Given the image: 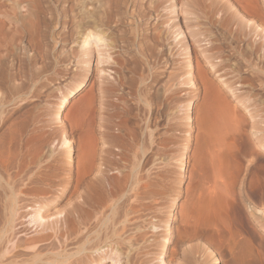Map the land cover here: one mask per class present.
I'll use <instances>...</instances> for the list:
<instances>
[{
  "label": "bare ground",
  "instance_id": "obj_1",
  "mask_svg": "<svg viewBox=\"0 0 264 264\" xmlns=\"http://www.w3.org/2000/svg\"><path fill=\"white\" fill-rule=\"evenodd\" d=\"M1 1L2 0H0V2ZM176 1L177 0H156L155 2H153L152 5H154L153 7L155 10L157 8H159V6L161 4L163 5V3H164L163 6H165V3H166L167 7L168 8L170 7L169 8L170 10L168 12H166L167 14H162V13H161V15L158 14V18H157L158 20L156 21L157 25L156 26L154 25L155 27H153V33L150 34V33H148L149 31L142 32V30L139 29L140 25L138 26V22L137 23L135 22V23H133V29H131L132 31H129L130 33L125 32L126 34L120 36L119 40L121 42H123V44H125V47H123V50H122L123 53L127 54V53H129V50L136 52V56L135 57L133 56L132 60L130 59L135 66L134 67L132 65L133 68L130 67V69L131 70L135 69L136 72L130 74V76L127 77V76L122 75V71L124 70L125 64L127 62L124 64V62H122V60L116 59V54L114 51L115 46L111 45L113 42L111 43V41H110V44H109V42L106 40L109 37V35H106V32H107V30H109L108 28H110V26H113L112 23H115L116 19H118V18L120 19V17L123 14V10L126 9V4H127L128 0H76V2H77L76 6L78 4L77 9L79 8V10H78L79 16H78V14H76L77 15L76 16L77 22L74 21V24H75L74 26H76L80 32V35L78 36V37H80V39L78 42H79V45L81 44L80 45L81 50H80L79 55H77L78 56L77 59L75 57L72 59L78 60V66H80L79 67L80 69H78V70L79 71L81 70L80 72L82 74L81 75L82 77H80V79L82 78V81H81L77 91H79L83 88L84 78L86 77L87 73L89 72L90 65L93 61H95V63H96V71H97L98 77H97V82H96V88L94 90L95 92L91 93V96L89 97V99H87L88 97L86 98L87 99L86 102L83 98L85 103H83L82 105L76 106L77 109L75 110V113L73 114L74 117H71V116L69 117V114L67 116H65L64 120H61V118L59 117L60 111L66 106V104L69 101L68 97H64L62 99L60 106H59L58 114L55 116L56 117L55 120L57 123L60 122L61 125H59L60 127L58 129L60 131L56 130L58 132L55 131L56 132L55 134H57V133L59 134V132H61V134H59V136L61 135V138L59 137L60 140L58 141L59 142L58 146H60V148L66 149L65 158L63 160L59 156H58L59 157L58 160H56L57 158L56 159L52 158V156L54 154V151L53 152L51 151V149L53 150L52 146H51L49 152H52L53 154H45V155L39 156L40 154H42L41 152L44 150L45 146L50 141V140L47 141L46 138L49 139L51 137V134H50L49 138L46 137L47 136V134H46L47 131H46V133H45L46 136H44V137H46L45 139L42 138L40 135L39 139L41 141L39 140L40 141L39 142L36 140L37 142H39V144L37 142H36L37 144H35L34 141L32 143L31 138H34V136L32 137L33 133H36V131L39 132L42 129H44L43 125H40V126L38 125L36 127V125L38 124L37 123L36 125H33V127H30V130L26 131V128H25V126H23V124L22 125H16L12 122L13 116L15 115L14 110L17 109L16 110V114H17L20 110H22V108L24 106L21 104V106H19V108L18 107L16 108L14 106H13V108H8V106L11 105L12 102L14 105V102H16L14 100L17 99L16 95L20 94L19 91H20L21 87L23 85H25L24 82H22L21 85L16 84V79L20 76L19 74H21L22 70L25 69L28 72V78L26 79V81H28V86L27 87L23 86L22 89H28L29 92L31 93L32 92L31 89H33V88H31V86H33V85H31V82H33V79L36 78V77H34V75L35 76H36V74H37V76H39V75H38V71L36 72V69H35V71H33L34 70V64L33 63L35 62V59H36L35 58L36 52H34L33 47L31 45H29V43H27L29 40H27V42H26L27 44L25 43L26 45H22V48L18 49V47H17L18 46L17 44L23 43L22 39H21L22 42L19 41L17 43L18 39H20L19 37H17V35L19 32H23V29L22 30L19 29L20 31L18 32V30L16 31L15 29L8 27L9 26V24L7 25L8 21L6 22L5 20L0 19V42H1V40H4L5 42L3 41V44L5 43L7 46V49H5L6 48V46H4L5 44L4 45L2 44L5 47L4 49L6 50V52L4 50H3L5 52L4 54H2L0 52V239H5L4 236H7V235H8V237L11 238L15 234V232L17 231V230L14 231L15 223L18 222V220L16 222L17 212H19L23 207L19 203H23L22 205H24L26 200H24L23 197L25 196L26 192L29 193L30 191L34 190V192H35L34 195H36L37 194L36 191H45L46 192L47 188L53 189L54 190V191H52L53 193H55L59 189H62L60 191H62L63 193L66 194L65 198H64L65 199V210L63 211L64 215L62 217L61 216L62 213L58 214L59 216H61V220H60V222H59V219L56 221H57L58 225L60 223V227L58 228V225H57V227H55L54 225L53 226L55 228L59 229L58 231L61 232V238L62 239L60 238L61 239L60 241H61V244H62L61 246H62L63 251H64L63 257L62 256L61 257L64 259L65 264H103L106 260H110L112 262V264H173V262L175 263V261H174L176 259L175 257H177V255L179 254V251L181 250L183 244L181 245L179 242H177L176 247L174 249L172 248V250L171 249L169 250V247L167 246L171 242V240H169V236H170L169 232L171 230L168 227L169 220L166 219L167 220L166 225H160V224H157V223L151 221L152 220L150 218L151 214L148 211L149 210L148 206L150 203L147 204L148 198H149V194H148L147 190L149 189L148 187L150 186V185L149 186L147 185V180L149 181L151 174H149L150 172L148 173L149 175L147 173H144V171H142V169H140L139 162L136 160V158L139 159L141 156H143V154L146 151L145 150L146 147H148V146H146V147L144 146V142L145 143L148 141L150 142L151 137H153V134L150 133V131L148 130L150 124L154 122V120H153V122H151L152 117L151 116L149 117V114H148L149 111H151L149 105H151L150 102L152 103L154 98L158 97L159 93H161L158 90L159 89L158 84H159L161 78H163V75L167 71L166 72L164 71L165 72L164 73V72H161V70H157V68L159 67V61L157 60L158 62L157 61L155 62L153 60V56L155 58L158 57V56L154 55L155 53L153 54V56L152 55L150 56V59L152 58V61L155 62L154 65L152 64L154 67L153 66L152 67L156 70L154 71L153 68L151 67V64H150L151 61H149L148 56H147V54H149L148 53L149 51L147 49L148 52H145L144 47L147 48L150 44H153V43H150V41H149L148 46H145V44H144V47H143V45H140V43L138 41H141V43L143 44L144 43L143 39L151 37V42H154V44H153V46L150 45V47H151L150 51H151V53H153V50H156L157 45H158L157 50L159 49V45L161 46V44L165 47V44H167V42H164V40L168 41L169 38L170 39L172 38V40H171L172 44L166 45V50H162V48H161V50H162L161 51L159 49L161 51V53L159 52L160 57L161 56H163V57L167 56V58H165L166 60H164V59H162V61L160 60L161 62L164 63L165 70L167 69L168 64H170L173 60L175 61V59H178V56H181V54L183 52H185L187 54V62H185L186 64L185 65L183 64V66H182V68H184V71L181 68H180L181 70L179 69L181 74L183 72V77H184V79H182V80H184L183 85L185 87L190 86V88L191 87L195 88V85H196L195 82H197L196 81L197 79H195L196 75H198V74L202 75L200 77L203 79H200V77H198L200 79V81L203 80L201 83H203V85L205 87L204 88L203 104H202L203 116L201 119V125H202L201 129H202V134H203L204 140L209 142V144H210V142L212 144V145H210V146H212V149L209 150V148H208L209 152L211 151V153H209V152L208 153L210 154L209 156H211L210 157L211 158L210 160L212 162L211 164L215 168L211 164L210 165H211V167H213L212 168L213 171L215 169L217 174L215 173L214 175H216V176H218L219 175L218 173H220L221 171L224 172V169H223L224 166L222 165V164H224V161L221 165L219 164V162L217 163L219 157L221 156V155L219 156V154L221 153L220 151H222L224 149V148H222V145L224 143V142H222V139H223V137H225L229 133L228 131L230 130L231 125H232V127L236 126V124L238 125L237 121L234 122V118L236 115L233 114V112H235V110H233L231 113L232 109L227 105L225 97L222 95L224 93L221 94V91H219L215 87V85H211L212 83L209 82V80L207 79V76H208L207 73H205V72L202 73L203 71H200V69L197 70L199 68V66L196 69L197 72L194 69V66H193L194 58L192 55V51H190L188 44L185 42L186 41V39L184 37L185 36V32H184L185 29H184V31H182L183 28L180 27L182 25V23H180L178 17L176 16V13H175ZM190 1L191 0H188L186 2L189 3ZM196 1H197V3H195L194 0H192L191 2H193V4H195V5H197V7H199V12H200V10L205 11L207 9L208 10V12H207L208 16H206L205 14L204 15L206 17H211V18H212V16L214 17V16L218 15V14H216V12L218 11L217 9H220L219 7L221 5H222V8H223V6L228 5V8L230 9V11L228 12L227 11L228 9H226V7H225L224 11L226 10L227 12L225 11L226 13H223V11H222V13L225 14L223 16H224V21H226V24L228 26V30L231 29L230 26L232 27V25L234 26L236 24V26H235L236 29L234 28V31H235L234 33L236 34L235 35L236 39H233V40L238 39L240 42V38H242V40H244L243 38L245 36L247 38L250 37V39H251V36H254V34L257 33V30H259V27L257 25L254 26L256 24L255 20H254L255 24L253 25L254 21H250L251 19L247 21L245 18L244 19L246 21L244 19H242V20H244V22H246V25L250 24V25H248L250 28H249V30L245 29L244 27L242 28V25L245 26L246 28H248V27L246 25L242 24L243 21L240 20L239 15H241L240 14V10H241L240 8L241 7H242V10L246 14H252V13L258 14L260 16V19H262V22H260V23L264 25V18H262L264 16H263V13L260 12L261 10L259 9V12L262 13L260 15L258 13V11L257 12L254 11V9H252V7H251V4L253 3L254 0H230V1H233L235 3L240 4V7L237 6V7H239L238 9H240L239 11L237 10L239 13L232 8L233 5H235L233 2L231 3V5L233 4L232 6L230 5V3H228L229 0L226 2H223V4H221L222 2L220 0H196ZM36 2H35V4H36ZM67 2H69V1H67ZM74 2H75V0H74ZM190 3H189V6L192 5ZM225 3H228V4H225ZM74 4H73V6H74ZM0 6H1V4H0ZM16 6H18V5H16ZM76 6H75V8H76ZM14 7L15 6H13L12 8H14ZM19 7H22V6L19 5ZM171 7H172V9H171ZM197 7H196V10H197ZM26 8H29V7H26ZM164 8L165 7H163V9ZM69 9H70V7H69ZM77 9H76V12H77ZM150 9H152V8L150 7ZM159 9H162V8L160 7ZM159 9H157V10H159ZM16 10L18 11L19 9H16ZM29 10H30L29 13L31 15L32 10L31 9H29ZM231 10H233L234 12ZM17 11H15L16 12L15 16H17V14H18ZM140 11H141V9H140ZM204 11H203V13H205ZM7 12H5V13H7ZM124 12H125V10H124ZM8 13L10 14V17H11L12 16L11 13L10 12H8ZM145 13L147 14L146 11H145ZM151 13L153 14V12H151ZM154 13L157 14L156 11ZM163 13H165V12H163ZM5 15H7V14H5ZM21 15H19V16H21ZM28 15H26L25 18ZM204 15H202V16L200 15V18L201 17L203 18ZM15 16H14V18L18 17V16L17 17H15ZM22 16H24V15H22ZM166 16H167V18H166ZM142 17H148V16L142 15ZM18 18H20V17H18ZM119 19L117 21H119ZM177 19H178L179 24H181L180 26L177 22ZM221 19H223V17H221ZM221 19H220L219 24H221L223 26L224 21L221 22ZM7 20H8V17H7ZM11 20L12 19L10 18L9 19L10 24H11ZM29 20H31L30 16H29ZM69 20H70V18H69ZM209 20H208V22H209ZM23 21L26 22L25 20H23ZM23 21H21L22 24H20V26L23 25ZM210 21H212V20H210ZM17 22H19V21H16V24H17ZM204 22H203V24H204ZM257 22L259 23L258 20H257ZM201 23L202 22H200V24ZM67 24H68V22H67ZM214 24H215V22H214ZM32 25H30V27ZM34 25L36 26V24H34ZM120 25H122V24H120ZM164 25H166L165 26L166 28L163 27ZM11 26H12V24H11ZM25 26H26V24H25ZM70 26H72V25H70ZM224 26H226V25H224ZM227 26L225 28H227ZM19 27L16 26L15 28H19ZM30 27L27 29H30ZM162 27L164 30H161ZM256 27H257V30H256ZM261 27H263V26H261ZM204 28H206V27H204ZM24 29H25L24 32H26L25 27H24ZM145 29H146V27H145ZM186 29L189 31L188 33L191 34V37L194 39V43L200 47V50L202 48L201 53L207 58V63L211 66V73L216 75L217 78H221V81H222L224 87H226V89L233 95V97L238 96L237 95L238 88L233 86L234 85L233 83L232 84L229 83V82H231V80L227 82L226 81L227 79H224V76H222V70H225V67H226V66L225 67L223 66V64H225V62H224L225 60L223 59L224 60L223 64H221L222 62L221 63L219 62L220 64L218 65L217 64L218 62L214 63L215 56L209 53L210 51L212 52V50H214L216 48V46L214 48V47H212L213 45H202V43L205 41V39L204 40L202 39V36L204 35L202 30H201L202 33H200V32L198 33V32H195L194 30L191 32L190 27H188ZM232 29H231V31H232ZM243 29L246 31H243ZM32 30H33L32 31V34H33L34 27ZM148 30H149V28H148ZM150 30H151V28H150ZM228 30L226 29V31H228ZM261 30H259V31H261ZM14 31H16L18 33L15 34ZM123 31H125V30H123ZM262 31H264V29ZM10 32L11 33L13 32V33L10 34ZM261 32H260V34H262V37L264 38V36H263L264 32L263 33H261ZM28 33L31 34V31L30 32L28 31ZM26 34H24V36ZM71 34H73V33H71ZM231 34H233V32H231ZM20 35H22V34H20ZM74 35H75V33L73 34V36ZM114 35H116V34H114ZM9 36H11V37H9ZM32 36H33V38L35 37L34 34L30 35L31 38H32ZM206 37L209 40L208 36H206ZM226 37L229 41L230 37L228 38V35ZM256 37H259V36H256ZM262 37H261V39H262ZM207 39H206V41H207ZM259 39H260V37H259ZM259 39H257V41ZM245 40L247 41V39H245ZM206 41H205V43H206ZM257 41L255 40L254 42H252L253 43L252 46L255 47L256 44H258ZM35 42H33V43H35ZM37 42H39V41L37 40ZM230 42H232V41H229V43ZM33 43H31V44L34 46ZM210 43L211 42H209V44ZM250 43H251V41H250ZM263 43H264V41H263ZM114 44H116V43L114 42ZM3 46H0V47L3 48ZM42 49H43L42 50L43 53H45V55L47 56V51H45L44 48H42ZM177 49L180 51L182 50L180 55L177 53V51H178ZM249 49H251V46ZM32 50L35 54L34 53L29 54V52ZM246 50H248V49H246ZM37 51L40 52L41 50H37ZM253 51H254V48H253ZM185 53H183V54L185 55ZM217 53H218V51H217ZM251 53L255 54L256 52H252V50H251ZM261 53H262V51H261ZM36 55H38V54H36ZM249 55L250 54H248V57H249ZM253 55H252V57H253ZM255 56H257V55H255ZM40 57H42V56H40ZM248 57H247V59H248ZM252 57H250V58H252ZM66 58H67V56H66ZM38 60H40V58ZM110 60H112V62ZM130 60H129V62L131 63ZM248 60H250V59H248ZM252 60H251V62H252ZM260 60H262V59H260ZM219 61H221V60H219ZM262 61H260V62H262ZM36 62H37V59H36ZM163 63H162V65H163ZM258 64H260V63H258ZM246 65L248 66L247 63H246ZM261 67H262V65H261ZM63 69L61 70L62 72H63ZM128 69L129 68H127V70ZM255 69H256V67H255ZM263 69H264V67H263ZM14 70H16V71H14ZM131 70H129V72ZM176 70L173 69V72L177 73ZM140 71H143V72L140 73ZM64 72H66V67H65ZM109 72H114L115 77L113 79H111L112 77H111V74H109ZM175 73H172V76ZM40 75H42V74H40ZM59 76H60V74H59ZM175 77H173V78L175 79ZM261 78H263V77H261ZM176 80H174V81L176 82ZM182 80H180V81H182ZM168 81H170V80H168ZM174 81L172 80L171 82H174ZM171 84H172V86L174 85V83H171ZM181 84H182V82H181ZM178 85H180V84H178ZM165 86H166V84H165ZM172 86H170L168 88L164 87V89H166V88L167 89L166 90L161 89V90L163 91L164 96L167 95L168 99L172 98L173 102H175V97H176L175 95H177L178 93H177L176 89H173L174 86L173 87ZM179 91H180V89H179ZM24 94L25 93H23V95ZM72 94H73V92H71L69 96H71ZM32 98H34V97H32ZM160 99H161V97H160ZM162 99H163V96H162ZM168 99L166 102L169 101ZM178 99H180V98H178ZM132 100H133V102H132ZM155 100H156V98H155ZM172 100H171L170 104L173 103ZM157 102H158V100H157ZM157 102L155 103V105H157ZM160 103L158 105H160ZM170 104H169V106H170ZM192 104H193L192 101H188L185 105L186 106V108H185L186 109V111H185L186 112V120H187V123L189 124V126H190L191 120H192V117H191V109L193 107ZM158 105H157V107H158ZM153 107L154 106H152V108ZM169 108H171V107H169ZM172 109L174 110V107H172ZM156 110L157 111H152L151 114L156 115V117L159 118L160 111L158 110V108ZM166 110H167V108H166ZM171 110H170V113H173L175 111V110L174 111L173 110L171 111ZM13 111H14V115H13ZM163 112H165V110ZM167 112H168V110H167ZM147 114H148V117H147ZM164 114L168 115L167 113H164ZM232 114L235 116H233ZM171 117H172V115H171ZM175 117L177 118L178 116H175ZM31 118H32V116H31ZM154 118H155V116H154ZM38 119H40V118H38ZM53 119H54V117H53ZM178 119H180V118H178ZM183 119H185V117ZM171 120H169V121L171 122ZM175 120H177V119H175ZM175 120H173V121H175ZM130 121H136L137 122L136 127L133 125L134 127L130 126V128H128V126H129L128 122H130ZM42 122L46 123L45 120ZM42 122H40V123H42ZM48 122H49V120H48ZM56 122H54V123H56ZM182 122H184V121H182ZM233 122L236 124L233 125ZM30 123H31V121H30ZM51 124L48 126V128L50 126L52 127ZM131 124H133V123H131ZM66 125H68V129L71 132L70 135H72V133H74L75 131H78L79 133H81L80 147H79L80 149H79V152H77L78 155L76 154L77 156L75 157V159L72 157V145H71V142L69 141V139L67 137V135H69V134H67V131H66L67 126ZM171 125L175 126L176 124L175 125L171 124ZM185 125H187V124H185ZM175 127H177V126H175ZM188 128H190V127H188ZM172 129L175 130L177 128H175V129L172 128ZM45 130H42V132ZM26 133L29 134L28 137H26V135H25ZM40 133L41 132H39L38 134H40ZM232 133H233V131H232ZM256 133H257V131H256ZM36 135H37V133H36ZM52 135H53V133H52ZM37 136H36V138H37ZM52 137H54V136H52ZM188 137H190V133H188ZM54 139H53V141H54ZM33 144H35V145H33ZM49 144H51V143H49ZM148 144L146 143V145H148ZM225 144H227V143H225ZM150 145L152 147L151 142H150L149 146ZM47 146H49V145H47ZM225 146H227V145H225ZM57 147H56V149L59 150L58 149L59 147L58 148ZM54 149H55V147H54ZM148 149H147V152H149ZM248 149L250 150V148H248ZM183 150H184V152L182 154V157L179 159V163H180L179 167H180L181 171H183V169H184V158H185V152L188 150V143L185 145V149H183ZM225 150L226 149H224V151ZM231 150H232V148H231ZM247 150H246V152H248V153H251V151H252V149L250 152ZM45 151H46V149H45ZM244 154H245V152H244ZM37 155H38V157H37ZM62 157H63V155H62ZM51 159H53V160L51 161ZM59 159H61V160H59ZM221 159H223V158H221ZM210 160H208V161L210 162ZM202 164H203V162H202ZM220 166L221 167L223 166V167L220 168ZM228 170H229V168H228ZM225 171H226V169H225ZM221 174H222V172H221ZM153 176H154V174H153ZM197 177H199V176H197ZM220 177L221 176L219 175L218 178H220ZM222 177H224V176H222ZM214 178H215L214 180H216L215 176H214ZM218 178H217L218 181L222 179L221 180V183H222L224 178H221V179H218ZM218 181H215V183L212 182L215 184L214 187H210V189H208L207 192L210 195L208 193L207 194L210 196V198L207 199V203H206V201L204 202V200H202L204 202L202 204V202H200L198 200L200 203H199V206H197L196 204L198 201L197 202L194 201L196 204L193 202L197 206V209L201 210L200 212H198V214L199 213L202 214L203 217L206 216L205 217L206 219L210 218V219L214 220V218L216 217V219L218 220V218H217L218 217V210L221 207H222V210L225 211V209H226V211H227V207L225 208L223 205L220 206V202L217 201L220 198V196L219 197L215 196V197H217V199H214V201H213L212 194L216 195L219 192H224V194H225L228 192L227 189L230 188V187L227 188L225 186V188H227V189H225L222 185V187L226 191L225 192L224 190H222L220 188L221 183H220V185H217L216 182H218ZM224 182H225V180H224ZM224 182H223V184H224ZM226 183H227V181H226ZM179 184H180V182H179ZM212 186H213V184H212ZM49 189H47V191H49ZM260 191H262V190H260ZM39 193L37 194V196L39 195ZM153 193H154V191H153ZM176 193H178V190L175 192V194ZM259 193H260L259 196H260L261 200L259 198H257V196H258L257 195L256 196L257 199L256 198L255 199L258 202L255 201L254 204L251 203L254 206L248 207V209L253 213V215L256 217L257 220L261 217L262 218L264 217V211L262 209H260V207H259V206H262L264 208V192H262V193L259 192ZM175 194H173L174 197L172 199V202L169 206V211H168L171 219L175 216L174 215L175 210H176L175 208L177 206L176 200H177L178 196H177V194L176 195ZM224 194H221V195H223L222 198L225 196ZM228 194H230V192H228ZM228 194H227V196H225V200H226V197H228ZM26 195H27V193H26ZM218 195H220V194H218ZM232 195H234V194H232ZM37 196H35V197H37ZM25 197H27V196H25ZM29 197H31V196H29V194H28V198ZM230 197H232V196H230ZM38 199L39 198L37 197V200ZM192 199H190V200H192ZM215 200L218 202L217 204H219V207H218V205L215 204L216 203ZM223 200L224 199H222V201ZM230 200H231V198H230ZM31 201L33 202V200H31ZM45 201H47V200H45ZM45 201H44V203H45ZM37 202H35V204ZM41 202H43V201H41ZM149 202H151V201H149ZM27 203H29V202H27ZM38 203H40V202H38ZM256 203H258V204H256ZM31 204L33 205L34 203H31ZM35 204L33 206L34 208L37 207V206L35 207ZM153 204H154V202H153ZM42 205H44V204H42ZM150 206H152V205H150ZM190 206H189V209H190ZM196 206H195V208H196ZM258 207H259V209H258ZM231 208H232V206H231ZM153 210H154V208H153ZM153 210L151 209V211H153ZM184 210H186V209H183V211ZM231 210H233V209H231ZM234 210H235V208H234ZM180 212H182V211H180ZM30 213H33V212H30ZM172 213H173V215H172ZM58 215H57V217H58ZM213 216H214V218H213ZM44 217H43V215H41V212L39 210V211L35 212L34 215L32 214V221H34V223L36 224V222L38 223V221H40V220L41 221L46 220V217L45 218ZM193 217L195 218L194 214H193ZM203 217H202V219H203ZM187 218H188V213L187 212L183 213V217H181V219L184 220V223L187 222L188 219H190V217L188 219ZM199 218H200V216H198V219ZM205 218H204V220H205ZM22 219H23V217H22ZM198 219L196 218V221H195L197 224L199 221ZM234 219H231V220H234ZM208 221H210V220L208 219ZM207 222L205 221V223H206L205 227H207ZM211 222H214V221L211 220ZM236 222H240V221H237V219H236ZM242 222H243V220L240 223L242 224ZM30 223H31V221H30ZM53 223L57 224L55 222H53ZM233 223H235V222H233ZM48 224H50V223H48ZM45 225L43 227H45ZM200 225H201V223H200ZM243 225H244V228L247 227V222L245 221V219H244ZM185 226H188V225H185ZM260 226L263 227L264 225H260ZM201 227H202V225H201ZM160 228L162 229V230H160L161 231L160 235H161L162 239L160 240V245L156 244L157 246H159L158 247L159 251H157L156 253L151 252L153 250L151 246L155 245V244L152 245V242H153V238H152L153 236L152 235H158V234H156L157 233L156 230L158 231ZM199 228H200V226H199ZM203 229H204V227H203ZM247 229H248V227H247ZM211 230H213V229H211ZM54 231H55L54 233H58V231H56V230H54ZM42 232H45V231H43V229H42ZM16 233H18V232H16ZM54 233L51 232V234H54ZM16 235H18V234H16ZM56 235L58 236L59 234H56ZM18 236H16V237H18ZM16 237L14 236V238H16ZM47 237L46 238L49 239L48 235H47ZM10 238H9V240H10ZM58 238H59V236H58ZM16 240H17V238H16ZM39 242L41 243L42 241L40 240ZM181 242H182V240H181ZM18 243H19V241H18ZM21 243H23V242H21ZM15 244H16V242H15ZM15 244H12L13 246H11L12 247L11 251H13V252L15 250H17L18 248L19 249H21L22 247L24 248V246L22 244V247L20 246L21 248L17 245L18 248L15 249L16 248ZM27 244H29V243H27ZM30 244H31V242H30ZM32 245H34V244H32ZM35 245H36V243H35ZM158 248H157V250H158ZM150 249H152V250H150ZM165 255L166 256L170 255V257H173V259L174 258L175 259L173 261L170 260L169 263H166V261H164V259H163V257ZM213 262H215V264H216V260ZM178 264H180V263H178Z\"/></svg>",
  "mask_w": 264,
  "mask_h": 264
},
{
  "label": "rangeland",
  "instance_id": "obj_2",
  "mask_svg": "<svg viewBox=\"0 0 264 264\" xmlns=\"http://www.w3.org/2000/svg\"><path fill=\"white\" fill-rule=\"evenodd\" d=\"M67 1H69V2H67ZM155 1L156 0H128V2L126 4V9H124L125 12L123 10L122 16L120 17V19L118 18L120 22L117 21L118 19H116L115 23H112L113 26H110V28H108L109 30H107V32H106V35H109L110 38L106 37L107 39L106 38L105 39L109 42V44H110V41H111V43L113 42L111 45L115 46L114 51L116 54V59L122 60V62H124V64L126 62L128 63L130 59L132 60L133 56L134 57L136 56V52L129 50V53H127V54L123 53L122 50H123V47H125V44H123V42H121L119 40L120 36L128 33L129 31H132L131 29H133V23H135V22L136 23L138 22V26L140 25L139 29L142 30V32L149 31L148 33H150V34L153 33V27H155L157 25L156 21L158 20L157 19L158 14H160V15H161V13L167 14L166 12H168L170 10L169 9L170 7L168 8L166 3H165V6H163L164 3H163V5L161 4L163 7H165L164 9L160 5L159 8L161 7L162 9L157 8L160 11L157 9L155 10L153 7L154 5H152L153 2H155ZM186 1H188V0H183V1L177 0L176 1L175 13H176V16L178 17L180 23H182V25L179 24L178 19H177L179 26L181 25L180 27L183 28L182 31H184V29H185V31H184L185 32L184 37L186 39L185 42L188 44L190 51H192V55L194 58V60H193L194 69L196 70L199 66V68L197 70L200 69V71H203L202 73H204V72L207 73V75H208L207 79L209 80V82L212 83L211 85H215V87L219 91H221V94L224 93L222 95L225 97L227 105L232 109V110L230 109L231 113L233 110H235V112H233V114H235L236 116L233 114L232 115L235 116L234 122L237 121L238 125L233 122V125L236 124V126H233L234 127L233 128L231 125V128H230L231 131L229 130L228 131L229 133L225 136L226 138L223 137V139H222V142H224L222 145V148H224L226 150L224 151V149H223L222 151H220L222 154L219 152L220 153L219 156L221 155L219 157V159L222 162L218 159L217 163L219 162V164L221 165L224 161V164H222L224 166V167L222 166L224 169V172L221 171L222 174H221V172L218 173L221 176L220 178H218L219 175L218 176L214 175L216 173V171L214 169V171H215L214 172L212 169L214 166L211 164L212 163L210 160L211 156H209L210 155L209 153H211V151L209 152V150L212 149V146H210V145H212V144H211V142L209 144V142L204 140V137L202 134V129H201V126H202L201 125V119L203 116L202 104H203L204 88H205L203 83H201L203 80L200 81V79H203L200 77L202 75L201 74H198L199 76L196 75L195 79H197L196 80L197 82H195L196 83L195 88L191 87L192 88L191 89L190 86L185 87L183 85V82H184V80H182V79H184L183 72L181 74L179 69L181 68L184 71V68H182V66H183V64L184 65L186 64L185 62H187V54L185 52H183V53H185L186 56L182 53L181 56H178V59H175V61L173 60L174 61V62L172 61L173 63L171 62L172 64L171 63L168 64V67L165 70L164 63L161 61H162V59L166 60L165 58H167V56H165V57L161 56L160 57V53L162 50H166V45L172 44V41H171L172 38L171 39L169 38L168 41L164 40V42H167V44H165L163 42L165 44V47L162 44H161V46L159 45V49L161 50V48H162L161 51L159 49L157 50V48H158V45H157L156 50H153V53H151V51H150V49H151L150 45L153 46V44H154V42H151V37L143 39L144 40L143 44L141 43V41H138L140 43V45H143V47H144V44H145V46H148L149 41H150V43H153V44H150L147 48L144 47L145 52L149 51L148 52L149 54H147V56H148L149 61H151L150 62L151 67L158 60L159 61V67L157 68V70H161V72L167 71L166 73L164 72L165 74L163 75V78H161V80L158 84L159 89L157 88L159 90V92H161L162 94L159 93L158 97H155L156 100L154 98L152 103L150 102L151 105H149L150 110H151L148 113L149 117L150 116L152 117L151 122H153V120L155 122V123L153 122L150 124V126H149L150 129L148 128L150 133L153 134V137H151V141H150L152 143V147H151V145L149 146V144H150L149 141L146 142L147 144L149 143L148 145H146V143L144 142V146L145 147L148 146V147H146V149L144 148L146 151L143 154V156H141L139 159L136 158V160L139 162L140 169H142V171H144V173L148 174L150 172L149 174L152 175V176L150 175V178L152 180L150 178H149V181L147 180V185L148 186L150 185L148 187L149 189L147 190L148 194H149L147 204L150 203L148 206L149 207L148 211L151 214L150 218L152 219L151 220L152 222H155V223L160 224V225H166V223H167L166 219L169 220L168 227L171 229L169 232L170 233L169 240H171V242L167 245L169 247V250L170 249L172 250V248L174 249L177 245V242H179L181 245L183 244L181 250L179 251V254L177 255V257H175L176 259L174 258L175 260L173 259V257H170V255H167V256L165 255L163 257V259H164V261H166V263H169L170 260L171 261L174 260L175 263L173 262V264H176V263L177 264L178 263H180V264H215V262H213V261L216 260V264H264V226L263 227L260 226V225H264V217L263 218L261 217L257 220L256 217L253 215V213L248 209V207L254 206L252 204H254L255 201H257L256 200L257 198H259L261 200V198L259 196V194H260L259 192H261V193L264 192V144H263L264 143V79H263L264 78V76H263L264 75V69H263V67H264V62H263L264 61V43H263L264 40L263 39L264 38L262 37V34H260V32L264 29V25L260 23V22H262V19H260V16L258 14H255V13L246 14L242 10V7L240 8L241 10L238 9L240 7V4L235 3L233 1H230V0L229 1L228 0H225V1L220 0L222 2L221 4H223V2L228 1V3H230V5H231V3L233 2L235 5L232 4L233 5L232 8L236 11L240 10V14H241V15H239L240 20H242L244 18L247 21L250 19H251L250 21L255 20L256 24L254 21L253 25L254 24H255L254 26L257 25L259 27V30L262 29L261 31H259V30H257V27H256L257 33L254 34V36H251L252 40L250 39V37L247 38L245 36L243 39L244 40L247 39V41L246 40L244 41V40H242V38H240V42H239L238 39H237L238 41L233 40V39H236L235 38L236 34L234 33L235 32L234 28L236 29V27H235L236 24L234 26L232 25V27L230 26V28L231 29L233 28V29H232V31H231V29H229L230 30L229 31L228 26L226 24V21H224L223 15H225V14H223V13L230 11V9L228 8V5L223 6V8H222V5L220 4L221 5L219 7L220 9H217L219 12L218 11L216 12V14H218V15L215 14L216 15V16H214L215 18L213 16L211 18V17H206V16H208L207 15L208 14L207 9H206L207 11L203 10L205 13H203V11L200 10V12H201L200 13L199 7H197V5H195V4H193V2H191L192 0L190 1L191 3L190 2L189 3L192 4L193 6L192 5L189 6V3H187ZM35 2H36V4H35ZM194 2L197 3L196 0H194ZM72 3L73 4L75 3L74 6ZM76 3H77L76 0H75V2H74V0H2L0 2L1 6H2V7L0 6V10H1L0 11L1 12L0 13V15H1L0 19L5 20L6 22L8 21L7 22V25L9 24L8 27H11V28L15 29L16 31L18 30V32L23 29V32H19V33L14 31L15 34L18 33L17 37L20 38V39H18L17 43L19 41L20 42L23 41L22 44L21 43H19L20 45L17 44L18 49L22 48V45H26L27 43H29V45H31L33 47L34 52H36V54H38V55H36L33 52V50L29 52V54H33V53L35 54V58L37 59V62L35 59V62L33 63L34 64V70L33 71H35V69H36V72L38 71V75H39V76H37V74H36V76L34 75V77H36V78L33 79V82H31V85H33V86H31V88H33V89H31L32 92L30 93L28 89H22L23 86H26V87L28 86V81H26V79L28 78V72L25 69L22 70L21 74H19L20 76L16 79V84L21 85L22 82H24L25 85H23L21 87V89L19 91L20 94L16 95L17 99L15 98L16 100H14V101H16V102H14V105L12 102V104H11L12 106L9 105L8 108H13V106L16 108L17 107L19 108V106H21V104L24 106H23L22 110H20L17 114H16L17 109H15L14 110L15 115H14V111H13L14 116H13L12 122L16 125H22L23 124V126H25V128H26V131L30 130V127H33V125H36L37 123L38 124L36 125V127L38 125L39 126L43 125L44 129H42V130H45L47 128L43 132H42V130L39 131V132H41L40 134H38L39 132L36 131L38 136L36 135V133H33L32 137L34 136V138H31L32 143L34 141L35 144H37V143L39 144V142L41 141L39 139L40 135L42 138L45 139L46 137L49 138V136L51 134V137L49 139L46 138L47 141L50 140L47 143V145H49L50 147L46 145L44 150L41 152L42 154L39 153L40 154L39 156H42L45 154H53L52 152L54 151L52 158H55V159L57 158L56 160H58L59 157L63 160L65 158V152H66V149L60 148V146H58L59 145L58 141L61 138V135L59 136V134H61V132H59V134L58 133L55 134L56 132L60 131L58 129L60 127L59 125H61V124H60V122L59 123L56 122L55 116L58 114V109H59V106L62 102V99L64 97H68L69 101L66 104V106L60 111L59 117L61 118V120H64L65 116H67L68 114H69V117L70 116L74 117L73 114L75 113V110L77 109L76 106L82 105L83 103H85L86 100L89 99V97L91 96V93L95 92L94 90L96 88V82H97V77H98L97 71H96V63H95V61H93L90 65L89 72L87 73L86 77L84 78L83 88L81 90L77 91V89H78V87L82 81V78L80 79V77H82L81 76L82 74L80 72L81 70L80 71L78 70V69H80L79 68L80 66H78V60H76L78 57L77 55H79L80 50H81L80 49L81 44L79 45V42H78L80 39V37H78L80 35V32H79V29H77V27L74 26L75 25L74 21L77 22L76 21V16H77L76 14H78V16H79V13H78L79 8L77 9L78 4L76 6ZM228 3H225V4H228ZM16 5H18V6H16ZM19 5L22 7H19ZM13 6H15V7L12 8ZM75 6H76V8H75ZM237 6H239V7H237ZM26 7H29V8H26ZM69 7H70V9H69ZM150 7L152 9H150ZM196 7H197V10H196ZM225 7H226V9H228L227 11L225 10L226 12L224 11ZM251 7H252V9H254V11H256V12L258 11V13L260 15L263 13V16H264V0H254L253 3L251 4ZM16 9H19L18 10L19 12ZM29 9L32 10L31 15L29 13L30 12ZM76 9H77V12H76ZM140 9H141V11H140ZM171 9H172V7H171ZM259 9L261 10L260 12H262V13L259 12ZM14 10L17 11V13L19 15L22 14L24 16H22V15L19 16L17 14V16L20 17V18H18L17 16H15L16 12ZM144 10L147 12V14L145 13ZM7 11L11 13V15H12L11 17ZM155 11L157 12V14L154 13ZM222 11H223V13H222ZM231 11H233V10H231ZM5 12H7V13H5ZM151 12H153V14ZM163 12H165V13H163ZM5 14H7V15H5ZM141 14L143 16H148V17H142ZM199 14L201 16L205 14L206 16L204 15L203 18L202 17L200 18ZM26 15H28V16L25 18ZM249 15L250 16L252 15V16L250 17ZM14 16L17 18H14ZM29 16H30L31 20H29ZM7 17H8V20H7ZM221 17H223V19H221ZM10 18L12 19L11 24L13 27L10 24V21H9ZM69 18H70V20H69ZM166 18H167V16H166ZM262 18H264V17H262ZM22 19L25 20L26 22H24ZM209 19L212 21H210ZM220 19H221V22L224 21L223 26L226 25L227 28H225L226 26L223 27L221 24H219ZM15 20L19 21V22H17V24H16ZM208 20H209V22H208ZM244 20H242L243 21L242 24L246 25V22H244ZM257 20L259 21V23L257 22ZM21 21H23L24 26L23 25L20 26V24H22ZM67 22H68V24H67ZM200 22H202V23L200 24ZM203 22H204V24H203ZM214 22H215V24H214ZM25 24H26V26H25ZM34 24H36V26ZM120 24H122V25H120ZM15 25L18 27L20 26L21 28L20 27L15 28L16 27ZM30 25H32V26L30 27ZM70 25H72V26H70ZM248 25H250V24H248ZM248 25H246L248 28H246L243 25H242V28L244 27L245 29L249 30L250 27ZM165 26L166 25H164L163 27L166 28ZM261 26H263V27H261ZM24 27L26 28V32H24L25 31ZM29 27H30V29H27ZM33 27H34L33 34L35 36L34 37L35 39L33 38V36H32V38L30 37V35H33L32 34ZM145 27H146V29H145ZM163 27L161 30H164ZM188 27H190L191 32L194 30L195 32L202 33V31H203L204 35L202 36V39L203 40L205 39V41L207 39L206 36H208L209 40L207 39L206 43L204 41L202 43V45H213L212 47H214V48L216 46L217 49L215 48L214 50H212V52L210 51L209 53L215 56L214 63L218 62L217 64L219 65L221 62H222L221 64H223L225 62V64H223V66L224 67L226 66V67H225V70H222V76H224V79H227L226 80L227 82L231 80V82H229V83H231V84L233 83L234 84L233 86L238 88V90H237L238 96L233 97V95L226 89V87H224V85L221 81V78H217L216 75L211 73V66L207 63V58L201 53L202 48L200 50V47L194 43V39L191 37V34L188 33L189 31L186 29ZM204 27H206V28H204ZM148 28H149V30H148ZM150 28H151V30H150ZM226 29L228 31H226ZM123 30H125V31H123ZM28 31L29 32L31 31V34H29ZM243 31H246V30L243 29ZM231 32H233V34H231ZM263 32L264 31H262L261 33H263ZM12 33L10 32V34H12ZM71 33H73V34L75 33V35L73 36V34H71ZM20 34H22V35H20ZM24 34H26V35L24 36ZM114 34H116V35H114ZM227 35H228V38L230 37L229 41H232V42L229 43V41L226 37ZM255 35L259 36L260 39L262 37V39L260 40L259 37H256ZM9 37H11V36H9ZM21 39H22V41H21ZM257 39H259L260 41L259 40L257 41ZM27 40H29V41L27 42ZM37 40L39 42H37ZM255 40L258 42V44H256V46L254 47V46H252V44H253L252 42H254ZM3 41L4 40H1L0 46H3L5 44V43L3 44ZM250 41H251V43H250ZM33 42H35V43H33ZM114 42L116 44H114ZM209 42H211V43L209 44ZM31 43H33L34 46ZM4 46H6V44ZM4 46H3V48L0 47L1 48L0 52L2 54H4L6 52L5 49H7V46H6V48ZM250 46H251V49H249ZM42 48H44V50L47 51V56L45 55V53H43ZM253 48H254V51H253ZM147 49H148V51H147ZM246 49H248V50H246ZM37 50H41L40 51L41 53ZM251 50H252V52H256V53L255 54L251 53ZM217 51H218V53H217ZM261 51H262V53H261ZM181 52H182V50L177 51V53L179 55ZM153 54L155 56H158V57H156L157 59L153 56ZM248 54H250L249 57H248ZM65 55L67 56V58ZM151 55L153 56V60L155 62L152 61V58L150 59ZM252 55L254 58L252 57ZM255 55H257V56H255ZM40 56H42V57H40ZM74 57L76 59H72ZM216 57L221 61H219ZM247 57L250 60H248ZM250 57H252V58H250ZM39 58H40V60H38ZM260 59H262L263 61ZM251 60H252V62H251ZM110 61L112 62V60H110ZM260 61H262V62H260ZM245 62L248 64V66L246 65ZM131 63L129 62L127 65L125 64V68L122 71L123 76L129 77L130 74L136 72L135 69H133L134 71L130 69V67L133 68V66H134L132 61H131ZM162 63H163V65H162ZM258 63H260V64H258ZM261 65H262V67H261ZM160 66L161 67L163 66L162 67L163 69ZM65 67H66V72H64ZM255 67H256V69H255ZM127 68H129V69L127 70ZM62 69H63L64 73L61 71ZM173 69L176 70L177 73L173 72ZM129 70H131V71L129 72ZM153 70L155 71L156 69L153 68ZM197 70H196V72H197ZM14 71H16V70H14ZM141 72H143V71H140V73ZM172 73H175V74H173V76H172ZM40 74H42V75H40ZM59 74H60V76H59ZM109 74H111V77H112L111 79H113L115 77L114 72H109ZM173 77H175V79ZM198 77H200V79ZM261 77H263V78H261ZM168 80H170V81H168ZM172 80L173 81L176 80V82L175 81L171 82ZM180 80H182V81H180ZM181 82H182V84H181ZM171 83H174L173 89H176L177 93L179 94V95L178 94L175 95L176 96L175 102H173L172 98L168 99L167 95L164 96L163 95L164 93L161 90V89H164V87L168 88V87L172 86ZM165 84H166V86H165ZM178 84H180V85H178ZM166 89H164V90H166ZM179 89H180V91H179ZM71 92H73V94L71 96H69ZM23 93H25V94L23 95ZM162 96H163V99H162ZM32 97H34V98H32ZM160 97H161V99H160ZM177 97L180 99H178ZM83 98H84L85 102H84ZM166 98L169 100L168 102H166L167 101ZM170 99L172 100V102H173L172 104L174 106L172 104H170L171 103ZM157 100L159 103L161 102L163 105L161 103H160V105H158L159 103L157 102ZM188 101L193 102V104H192L193 107L191 109L192 120H191L190 126L187 123L186 112H185L186 111L185 105ZM132 102H133V100H132ZM156 102H157L158 107H157V105H155ZM169 104H170V106H169ZM152 106H154V107L152 108ZM169 107H171V108H169ZM172 107H174L175 111L172 109ZM157 108L160 111V115H161V116L159 115V118L156 117V115L151 114L152 111H157L156 110ZM166 108H167L168 112H167ZM171 109L174 111L173 113H170ZM164 110H165V112H163ZM164 113H167L168 115H166ZM148 114H147V117H148ZM171 115L173 118L171 117ZM31 116H32V118H31ZM154 116L156 119L154 118ZM175 116H178V117L176 118ZM183 116L185 117V119H183L184 118ZM53 117H54V119H53ZM38 118H40V119H38ZM178 118H180V119H178ZM175 119H177V120H175ZM44 120L46 123L42 122ZM48 120H49V122H48ZM169 120H171V122ZM173 120H175V121H173ZM181 120L184 122H182ZM30 121H31V123H30ZM39 121L42 123H40ZM54 122H56V123H54ZM47 123L48 124L52 123L51 124L52 127L50 126L48 128V126L50 124L48 125ZM131 123H133V124H131ZM184 123L187 124L188 126L185 125ZM171 124H173V125L176 124L175 126H177V127L172 126ZM128 125H127L128 128H130V126L136 127L137 122L136 121H130V122H128ZM66 126H67V128H66L67 134H69V135H67V137H68V139L72 145V157L75 159V157L78 155L77 152H79V149H80L79 147H80L81 133H79L78 131H75L74 133H72V135H70L71 132L68 129V125H66ZM188 127H190V128H188ZM172 128H174V129L177 128V129L173 130ZM56 130H58V131H56ZM46 131H47V133H46ZM232 131H233V133H232ZM256 131H257V133H256ZM45 133L47 134V136L45 135ZM52 133H53V135H52ZM188 133H190V137H188ZM25 135H26V137H28L29 134L26 133ZM36 136H37V138H36ZM44 136H46V137H44ZM52 136H54V137H52ZM53 139H54V141H53ZM36 140L37 141L40 140V141L37 142ZM49 143H51V144H49ZM187 143H188V150L185 152L184 169H183V171H181V169L179 167L180 166L179 165L180 164L179 159L182 157V154L184 152L183 149H185V145ZM225 143H227V144H225ZM35 144H33V145H35ZM225 145H227L228 147ZM51 146L53 147V150L51 149L52 152H49ZM54 147H55V149H54ZM56 147L59 150H57ZM247 147L250 148V150ZM208 148H209V150H208ZM231 148H232V150H231ZM45 149H46V151H45ZM147 149L149 152H147ZM251 149H252V151H251ZM246 150L249 152L251 151V153L246 152ZM244 152H245V154H244ZM62 155H63V157H62ZM37 157H38V155H37ZM221 158H223V159H221ZM61 159H59V160H61ZM52 160L53 159H51V161ZM208 160H210V162ZM202 162H203V164H202ZM210 164L213 167H211ZM222 167L220 166V168H222ZM228 168H229V170H228ZM225 169H226V171H225ZM153 174H154V176H153ZM213 175L216 177V180H214L215 178ZM197 176H199V177H197ZM222 176H224V177H222ZM217 178L218 179L224 178V179L221 183L222 179L219 180L220 181L219 182L217 180ZM224 180H225V182H224ZM215 181L219 182V183L216 182L217 185H220V183H221L220 188L222 190H224L225 186L227 188L230 187L231 189L230 188L229 189L225 188V189H227L228 192H230V194L232 193L234 195H232V194L230 195V194H228V192L225 194H224V192H219L216 195L212 194L213 201H214V199H217V197L220 196L221 199L219 198L217 201L220 202V206L223 205L225 208L227 207V211H226V209H225V211L222 210V207H221L218 210V217H217L218 220L216 219V217L214 218V216H213L214 220L208 218L209 217L208 216L207 218L210 220V221H208V219L205 218L206 216L203 217L202 214H200V213L198 214V212H200L201 210L200 209L198 210L197 206H199L200 202H202V204H203L206 201V203H207V199L210 198V196H209L210 194L207 191H208V189H210V187H214ZM226 181H227V183H226ZM179 182H180V184H179ZM212 182H214V183H212ZM223 182H224V184H223ZM212 184H213V186H212ZM222 185L224 188L222 187ZM47 189H49V188H47ZM47 189H46V192L45 191H36L37 194L40 192L38 196H37V194L34 195L35 194L34 190L30 191L29 193L26 192L27 195L25 193V196H27V197L24 196L23 197L24 200H26L30 204L31 203L35 204V202H37V201L40 203L37 202L35 204V207L37 206L36 207L37 209L33 207L34 204L33 205L31 204L32 205L31 206L26 201H25L24 205H22L23 203H19L23 207H22V209L20 208L21 210L19 209L20 210L19 212H17L16 222H17V220H18V222L15 223L16 229L14 228V231L17 230L16 232H18V233L15 232V234L11 238L8 237V235H7V236H4L5 239H0V264H65L64 259L62 258L64 251H63V248L61 246L62 244L60 241L62 239L61 238V232L58 231L59 229H57L55 227H57V225H58L56 220L59 219V222H60L61 216L63 217V215H64L63 214L64 213L63 211L65 210V199L64 198H65L66 194L63 193L62 191H60L62 189H59L55 193L52 192V191H54L53 189L50 188L49 191H47ZM177 190H178V193H176V194L178 197L176 200L177 206L175 208L176 209L175 214H174L175 216L171 219L169 216L170 214L168 212L169 206H170L172 199L174 197L173 194H175V192ZM260 190H262V191H260ZM153 191H154V193H153ZM28 194L31 197L28 198ZM218 194H220V195H218ZM221 194H224L225 196H227V194H228V197H226V200H225V196L222 198L223 195H221ZM229 195L232 197H230ZM35 196H37L39 199L37 200V197H35ZM215 196H217V197H215ZM256 196H257V198H256ZM230 198H231V200H230ZM44 199L47 201H45ZM190 199H192V200H190ZM222 199H224V200L222 201ZM31 200H33V202ZM202 200H204V202ZM41 201H43V202H41ZM44 201H45V203H44ZM149 201H151V202H149ZM194 201L195 202L198 201L197 204ZM217 201L215 200L216 203L215 202L214 203L216 205H218V207H219V204H217L218 203ZM153 202H154V204H153ZM41 203L44 205H42ZM256 204H258V203H256ZM150 205H152V206H150ZM189 206H190V209L192 208L193 210L192 209L190 210ZM195 206H196V208H195ZM231 206H232V208H231ZM152 207L154 208L155 211L153 210ZM259 207H260V209H262L264 211V208L262 206H259ZM259 207H258V209H259ZM234 208H235V210H234ZM151 209L153 211H151ZM183 209H186V210L183 211ZM231 209H233V210H231ZM39 210L41 212V215H43V217L44 216L46 217V220H44V221L40 220V221H38V223L36 222V224H35L34 221H32V214L34 215V213L39 211ZM180 211H182V212H180ZM30 212H33V213H30ZM185 212L188 213V218L190 217V219L187 218L189 222L187 221L184 223V220L181 219V217H183V213H185ZM61 213H62V215L59 216L58 214H61ZM193 214H194L195 218L193 217ZM57 215H58V217H57ZM172 215H173V213H172ZM198 216H200L199 219H198ZM22 217H23V219H22ZM202 217H203V219H202ZM196 218L199 220L198 224L195 222ZM204 218H205V220H204ZM231 219H234L235 221L231 220ZM236 219H237V221H240V222L243 220L242 224L240 222H236ZM244 219L247 222L248 229H247V227H245L246 229L244 228V225H243ZM211 220L214 222H211ZM30 221H31V223H30ZM205 221L206 222L208 221L207 227H205L206 226ZM53 222H55L57 224H54ZM233 222H235V223H233ZM48 223H50V224H48ZM200 223H201L202 227H201ZM44 225H45V227H43ZM185 225H188V226H185ZM199 226H200V228H199ZM50 227L52 229L53 228L54 229L52 230ZM59 227H60V223L58 225V228ZM203 227H204V229H203ZM42 229L45 232H42ZM211 229H213V230H211ZM54 230L58 231V233H54L55 232ZM160 230H162V229L160 228L158 230L159 232L156 230V232H157L156 234H158V235H152L153 236L152 237L153 238L152 245H154V244L160 245V240L162 239V237L160 235L161 234ZM51 232H53L54 234H51ZM16 234H18L19 236ZM56 234H59L58 235L59 238ZM47 235L49 236V239H47L48 238ZM14 236L15 237L18 236V237H16L17 240H16V238H14ZM9 238H10V240H9ZM38 240L39 241L41 240L42 242L40 243ZM181 240H182V242H181ZM18 241L21 245L18 243ZM15 242H16V244H15ZM21 242H23V243H21ZM30 242H31V244H30ZM27 243H29V244H27ZM35 243H36V245H35ZM12 244H15V246H16L15 249H17L18 246L22 247V244H23L24 248L20 247L21 249L18 248L17 249L18 251L15 250L13 252V251H11V249H12L11 246H13ZM32 244H34V245H32ZM155 245L151 246L153 249V250L150 249V250H152L151 252L156 253L157 251H159V248H158L159 246H157V245L155 246ZM157 248H158V250H157ZM103 264H112V262L110 260H106Z\"/></svg>",
  "mask_w": 264,
  "mask_h": 264
}]
</instances>
